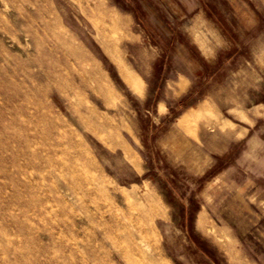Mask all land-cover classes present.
I'll use <instances>...</instances> for the list:
<instances>
[{
  "label": "rangeland",
  "instance_id": "rangeland-1",
  "mask_svg": "<svg viewBox=\"0 0 264 264\" xmlns=\"http://www.w3.org/2000/svg\"><path fill=\"white\" fill-rule=\"evenodd\" d=\"M129 263L264 264V0H0V264Z\"/></svg>",
  "mask_w": 264,
  "mask_h": 264
},
{
  "label": "bare ground",
  "instance_id": "bare-ground-1",
  "mask_svg": "<svg viewBox=\"0 0 264 264\" xmlns=\"http://www.w3.org/2000/svg\"><path fill=\"white\" fill-rule=\"evenodd\" d=\"M126 68V67H125ZM128 69V68H127ZM132 72V71H131ZM122 73V72H121ZM126 74V73H125ZM123 75V74H122ZM134 75V74H133ZM123 76H125V75H123ZM128 78V77H127ZM128 80V79H127ZM129 81H127V83H128ZM131 85V84H130ZM58 104V103H57ZM124 198V197H123ZM141 199H142V201L145 203V205H148V210H149V213L150 214H153V212H154V210H153V208H152V206H151V204H150V202H149V199L147 198V197H141ZM134 205H135V207H137V208H140V209H143V208H145V206H144V204L143 203H141V201H136L135 203H134ZM138 212V211H137ZM124 213V212H123ZM126 213V212H125ZM115 215V214H114ZM128 215H129V213H128ZM116 216V215H115ZM130 216V215H129ZM130 217H132V216H130ZM113 218V217H112ZM114 220V219H113ZM136 225V224H135ZM137 226V225H136ZM126 231V230H125ZM144 231V230H143ZM141 233V232H140ZM148 233V232H147ZM144 234V233H143ZM110 235V234H109ZM118 235V234H117ZM129 235V234H128ZM113 236V235H112ZM111 237V236H110ZM115 239V238H114ZM131 239H132V237H131ZM116 240V239H115ZM133 240V239H132ZM131 240V241H132ZM112 244V243H111ZM115 248V247H114ZM120 251V250H119ZM121 252V251H120ZM123 252V251H122ZM124 257V256H123ZM128 259V258H127ZM130 259V258H129ZM125 261V260H124ZM127 261V260H126ZM136 261V260H135ZM139 262V261H138ZM133 263V262H132ZM131 263V264H132ZM130 264V263H129ZM139 264V263H138Z\"/></svg>",
  "mask_w": 264,
  "mask_h": 264
},
{
  "label": "crops",
  "instance_id": "crops-1",
  "mask_svg": "<svg viewBox=\"0 0 264 264\" xmlns=\"http://www.w3.org/2000/svg\"><path fill=\"white\" fill-rule=\"evenodd\" d=\"M186 119H187V116H183V117L181 118V122L184 121V120H186Z\"/></svg>",
  "mask_w": 264,
  "mask_h": 264
}]
</instances>
